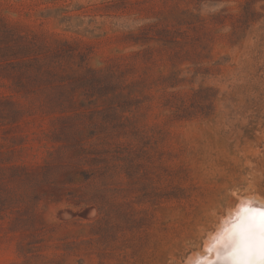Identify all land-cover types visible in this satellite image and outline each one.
<instances>
[{"label": "rangeland", "instance_id": "374dc122", "mask_svg": "<svg viewBox=\"0 0 264 264\" xmlns=\"http://www.w3.org/2000/svg\"><path fill=\"white\" fill-rule=\"evenodd\" d=\"M0 24L88 45L70 67L118 66L134 101L114 105L121 122L87 97L93 115L56 142V186L0 215V264H186L241 202L263 205L264 0H0ZM39 130L22 132L27 164Z\"/></svg>", "mask_w": 264, "mask_h": 264}, {"label": "trees", "instance_id": "16d2710c", "mask_svg": "<svg viewBox=\"0 0 264 264\" xmlns=\"http://www.w3.org/2000/svg\"><path fill=\"white\" fill-rule=\"evenodd\" d=\"M88 49V45L76 41L45 43L35 35H21L0 24V74L11 76L14 85L11 94L0 95V215L18 211L19 207L26 212L30 203L47 198L40 190L56 186L62 169V146L56 142L64 126L93 115L89 114L93 110L88 96H98L101 106L112 108L118 121L127 120L114 111L118 107L124 113L134 105L132 84L126 83L118 66L75 70L66 61L78 57L84 62ZM93 104L99 107L96 100ZM45 120L50 128H42ZM35 124L40 130L31 133L32 141L42 142L38 148L45 150L41 162L27 164L22 158L29 150L24 146L29 136L22 132Z\"/></svg>", "mask_w": 264, "mask_h": 264}, {"label": "snow or ice", "instance_id": "6c2138e0", "mask_svg": "<svg viewBox=\"0 0 264 264\" xmlns=\"http://www.w3.org/2000/svg\"><path fill=\"white\" fill-rule=\"evenodd\" d=\"M215 245L216 259L211 264H264V205L254 200L241 202Z\"/></svg>", "mask_w": 264, "mask_h": 264}, {"label": "bare ground", "instance_id": "6f19581e", "mask_svg": "<svg viewBox=\"0 0 264 264\" xmlns=\"http://www.w3.org/2000/svg\"><path fill=\"white\" fill-rule=\"evenodd\" d=\"M240 205V204H239ZM263 205H264V203H263ZM235 211V210H234ZM236 212V211H235ZM235 213H233V215H234ZM230 216H231V214H230ZM226 217V216H225ZM228 218V217H227ZM226 218V219H227ZM232 218V217H231ZM225 219V218H224ZM223 220V219H222ZM227 221H228V219H227ZM232 223V220L229 222V226H230V224ZM224 224H225V222H224ZM223 224V225H224ZM221 225V224H220ZM222 225V226H223ZM227 228V227H226ZM222 229H224V227L222 228ZM219 232V231H218ZM221 233L222 232H220V233H214L215 235H216V237H214L213 235V239L209 242V240L207 241V242H209L210 243V245H211V247H210V249H212L213 251L210 253L209 252V256H207V257H203V255L202 256H198V255H191V256H189V258L186 260V264H198V262H200L201 261V258H205L204 260H203V262H202V264H211V261H214L215 259H216V256H215V241L217 240V237H219L220 235H221ZM212 236H210V237H212ZM210 239V238H209ZM206 244H208V243H206ZM209 245V246H210ZM194 254V253H193ZM200 255V254H199ZM185 262V261H184ZM184 264V263H183Z\"/></svg>", "mask_w": 264, "mask_h": 264}]
</instances>
